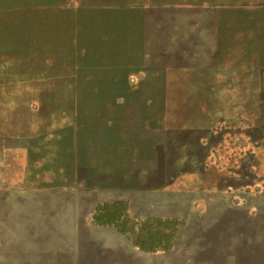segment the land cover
Here are the masks:
<instances>
[{
	"label": "rangeland",
	"instance_id": "374dc122",
	"mask_svg": "<svg viewBox=\"0 0 264 264\" xmlns=\"http://www.w3.org/2000/svg\"><path fill=\"white\" fill-rule=\"evenodd\" d=\"M0 264H264V0H0Z\"/></svg>",
	"mask_w": 264,
	"mask_h": 264
},
{
	"label": "trees",
	"instance_id": "16d2710c",
	"mask_svg": "<svg viewBox=\"0 0 264 264\" xmlns=\"http://www.w3.org/2000/svg\"><path fill=\"white\" fill-rule=\"evenodd\" d=\"M126 204L106 205L100 212V224L112 226L130 238L134 244L144 251H168L172 248L174 235L178 223L174 220H146L142 223V228L147 232L145 237L138 236L131 238L129 233H134L133 223L125 222L123 214L126 212ZM128 219V218H127ZM122 220V221H121ZM134 239V240H133Z\"/></svg>",
	"mask_w": 264,
	"mask_h": 264
}]
</instances>
